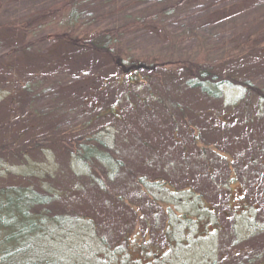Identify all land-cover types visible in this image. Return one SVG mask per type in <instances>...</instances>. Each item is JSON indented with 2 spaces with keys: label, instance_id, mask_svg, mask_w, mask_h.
<instances>
[{
  "label": "rangeland",
  "instance_id": "rangeland-1",
  "mask_svg": "<svg viewBox=\"0 0 264 264\" xmlns=\"http://www.w3.org/2000/svg\"><path fill=\"white\" fill-rule=\"evenodd\" d=\"M104 1L75 8L70 0H0V189L29 183L31 173L54 175L59 188L82 184L72 208L96 216L109 241L132 227L133 209L151 203L142 207L143 217L159 219L148 229L149 254L135 249L132 264L156 257L162 264H264V95L254 91H264V50L245 51L237 62L212 51L236 25L248 28L255 17L246 15L254 11L248 0H173V15L150 9L155 0H109L115 7L101 19ZM151 16L156 26L138 21ZM227 16L235 22L222 26ZM119 31L109 47L87 43L105 46ZM112 52L125 64L156 63L154 74L144 70L130 81ZM222 63L249 75L252 90L225 83L220 99L200 86L178 91L175 78L211 81ZM78 133L109 141L120 165L113 180L99 164L90 174L73 164L71 141L63 139ZM85 175L106 183L113 205ZM235 175L246 183L232 186ZM139 178L153 201L139 198ZM234 193L248 195L247 211L229 210ZM143 217L135 219V243L148 227Z\"/></svg>",
  "mask_w": 264,
  "mask_h": 264
},
{
  "label": "trees",
  "instance_id": "trees-1",
  "mask_svg": "<svg viewBox=\"0 0 264 264\" xmlns=\"http://www.w3.org/2000/svg\"><path fill=\"white\" fill-rule=\"evenodd\" d=\"M102 1L103 0H70L69 4H74L76 8L82 5L83 2H88L97 6L100 5ZM162 1L163 0H155L153 4L150 5V9L159 11V15H173L177 7L169 8V5L177 2L169 0L167 4H165ZM181 1H183V3L193 4L197 3L199 0ZM245 5L249 6L246 10L254 11H248L249 13L246 12L247 14L244 13L246 15L251 14L255 16L247 22L249 24L248 28L243 27V29H238L239 26L236 25L234 32L230 35V39L226 43L223 42V44L219 45L217 49L212 50L214 52H220L224 62H237L239 59L241 60L243 57L242 54L245 53V51L248 53L254 52L256 54V51L264 50V0H248ZM102 6L104 7V12L100 11L98 15L101 19L107 17L112 11V8L115 7H109V0L104 1ZM116 11L117 9L115 8L114 12ZM86 12L89 14L88 10ZM81 14L78 15L79 18ZM156 17L157 16L148 18L142 17L143 19H138V21L149 24V26H156L158 22ZM94 20V17L91 18L92 22ZM232 22L234 23L235 21L227 16L222 26H225V24L230 25ZM256 29L260 32L252 36V32ZM192 31L194 32V30ZM120 34L121 31L118 32V39L116 38L115 40L106 37L105 42H107L105 46L101 45L102 43L100 42L92 43V38L87 43L98 48L109 47L114 45L116 40L119 41ZM115 54L114 52L113 55L116 60L124 64L125 68H133L135 65L139 64L136 62L125 64L126 61ZM156 65V63L149 65L151 69L148 71L154 74L153 72ZM227 65L228 63H222L218 72L214 74L210 73L208 77L211 76L213 78L211 81L203 79L200 80L202 82L197 81V83H195L196 85L193 83L191 85V82L175 78V82L179 87L178 91L183 93L184 89L186 90L185 86L195 89L200 86L201 92L211 99H220L222 97L223 90L220 86L225 83L242 84L246 90L251 91L254 87L252 82L253 79H251L249 75H246V73L244 76H240L239 74L228 72L226 70ZM235 70L241 69L236 66ZM142 71L144 70H133L129 75V80L131 81L134 79L133 74L139 75ZM217 76L226 79H218L217 81ZM25 86L24 90L31 92L29 86ZM254 91H257L259 94L261 92V95H264L262 89L258 91L254 88ZM72 134L75 133H71L69 136H72ZM64 140L71 141L70 147L66 149V151L72 155L70 158L73 164L80 165V173L90 174L99 164V166L106 168L110 172L108 177L111 180L114 179L113 177H116L120 168L119 162L114 161V159L110 157L111 153L107 152V150L111 151L112 146L109 141L98 133L82 135L78 133L76 138L63 139V141ZM31 174H34L30 175L32 181L27 184H23L21 181L20 183L12 186L8 185L0 189V264H118L117 262L120 260H123V264L127 261L132 264L134 261L132 255L135 254V249L149 254L148 229L150 226H154L153 230H155L159 219L156 215H154L155 221H150L148 217H143L142 207L144 205L135 210L131 209L130 222L133 221L134 224L129 225L132 227L126 228L121 235H119V233L116 234L113 240L109 241L96 216L94 217L93 215L81 212V210H77V208H72L73 202L71 198L73 197V193L76 195L81 193L83 191L82 184L76 185V188H59L56 186L54 175ZM85 176L92 180L93 185L90 184V186L105 196L104 202L113 205L112 200L116 199V197L113 196V193L111 196H108V190H106L105 187L106 183L99 178H95V175ZM139 183L145 187V189L139 191V198L142 197L148 200V202L153 201L150 190L144 185V179L139 178L138 184ZM117 199L122 206L125 202L124 197L118 195ZM147 205L151 206V203H146L145 206ZM142 217L148 227L144 233L140 234L141 237L139 241L135 243V219L136 221H141ZM167 217L170 219V216ZM189 218L190 217L187 216V219ZM164 220L167 226L168 219L165 217ZM120 227L117 229V232ZM168 242L170 246L173 244L172 241ZM91 254L94 255V258ZM151 255L156 257V252L154 250L151 251ZM108 256H114L115 261H112L110 259L111 257L109 258ZM95 257L97 259H95ZM123 257L127 259V261L124 260ZM163 261L165 260L156 257L154 260L150 259L147 264H162Z\"/></svg>",
  "mask_w": 264,
  "mask_h": 264
},
{
  "label": "flooded vegetation",
  "instance_id": "flooded-vegetation-1",
  "mask_svg": "<svg viewBox=\"0 0 264 264\" xmlns=\"http://www.w3.org/2000/svg\"><path fill=\"white\" fill-rule=\"evenodd\" d=\"M239 176L241 178H238L237 175H235V177H233V178H237V179H234L235 181H233V178H232V180L230 179V181H228V183H230L232 186L235 182H241V183L245 184L246 179H243L244 178L243 175H239ZM255 177H257V176H255ZM242 191H243V189H242ZM247 196L248 195L243 196L242 193L241 194H235V193L231 194L230 195L229 210H237V208H240L239 211H243L246 208V211H247L249 208V202L246 199Z\"/></svg>",
  "mask_w": 264,
  "mask_h": 264
},
{
  "label": "water",
  "instance_id": "water-1",
  "mask_svg": "<svg viewBox=\"0 0 264 264\" xmlns=\"http://www.w3.org/2000/svg\"><path fill=\"white\" fill-rule=\"evenodd\" d=\"M138 70H141V69H146V70H149L150 69V67L149 66H147L145 63H141V64H139V65H136L135 66ZM131 69H129V71H130Z\"/></svg>",
  "mask_w": 264,
  "mask_h": 264
}]
</instances>
